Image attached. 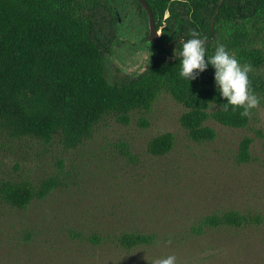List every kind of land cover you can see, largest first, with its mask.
Instances as JSON below:
<instances>
[{
	"label": "rangeland",
	"instance_id": "obj_1",
	"mask_svg": "<svg viewBox=\"0 0 264 264\" xmlns=\"http://www.w3.org/2000/svg\"><path fill=\"white\" fill-rule=\"evenodd\" d=\"M112 1L119 25L105 57L111 83L144 73L156 59L173 58L148 41L143 7ZM249 29L264 51V28ZM250 73L262 78L251 87L264 97V66ZM184 112L162 94L150 112H134L128 125L105 119L76 148L4 139L0 178H55L59 185L25 211L0 206V264H152L170 254L177 264H264V100L247 128L209 120L217 137L205 143L188 138L180 123ZM165 133L174 134L173 149L164 156L149 153V141ZM246 137L253 139L250 160L240 162ZM231 210L259 221L193 232L205 218ZM124 232L151 235L155 242L126 250L116 242ZM168 239L171 244L164 243Z\"/></svg>",
	"mask_w": 264,
	"mask_h": 264
},
{
	"label": "trees",
	"instance_id": "obj_2",
	"mask_svg": "<svg viewBox=\"0 0 264 264\" xmlns=\"http://www.w3.org/2000/svg\"><path fill=\"white\" fill-rule=\"evenodd\" d=\"M140 8L141 4L134 0ZM160 41L177 43L170 48L154 44L172 59H156L144 73L110 82L105 67L119 19L112 0H0V147L5 139L60 142L76 148L91 138L97 126L114 117L128 125L134 112H150L162 94L185 108L180 123L188 138L210 142L217 133L207 122L229 128H247L250 117L224 111L209 65L189 82L178 75L179 51L195 30L206 42L207 55L224 44L241 63L264 66V51L251 39L249 28H264V0H146ZM167 15V17H166ZM252 87L262 78L249 73ZM253 139L240 145L238 160H250ZM175 136L165 133L148 143V152L164 156L174 147ZM125 147H127L125 145ZM127 149V148H126ZM55 178L38 183L29 179L0 178V206L25 211L46 199L58 187ZM256 216L231 210L205 218L193 232L220 227L244 228L257 223ZM117 244L131 250L152 245L151 235L124 232Z\"/></svg>",
	"mask_w": 264,
	"mask_h": 264
},
{
	"label": "clouds",
	"instance_id": "obj_3",
	"mask_svg": "<svg viewBox=\"0 0 264 264\" xmlns=\"http://www.w3.org/2000/svg\"><path fill=\"white\" fill-rule=\"evenodd\" d=\"M190 38L182 43L179 51L180 78L190 81L196 79L210 65L214 69V84L223 103L224 111L236 113L242 118H248L252 110L259 107L264 97L258 96L251 87L249 73L252 65L241 63L234 54L227 50L222 43L217 44L211 55H207L206 42L199 38V34L192 30ZM164 243L171 244V239ZM152 264H177V257L170 254L155 259Z\"/></svg>",
	"mask_w": 264,
	"mask_h": 264
},
{
	"label": "water",
	"instance_id": "obj_4",
	"mask_svg": "<svg viewBox=\"0 0 264 264\" xmlns=\"http://www.w3.org/2000/svg\"><path fill=\"white\" fill-rule=\"evenodd\" d=\"M141 6L144 8V10L146 11L147 15H148V19H149V35H148V41L149 42H154L155 44L162 46L164 48H170L173 45H175L177 43L178 40L171 42L169 44H163L160 41L161 38V33L160 30H158L157 25H156V21H155V17H154V13L150 7V5L148 4V2L146 0H137ZM224 0H222L221 4L218 6L216 14L214 16V18L212 19L211 25H212V30H214V21L217 18L219 12H220V8L222 6Z\"/></svg>",
	"mask_w": 264,
	"mask_h": 264
}]
</instances>
